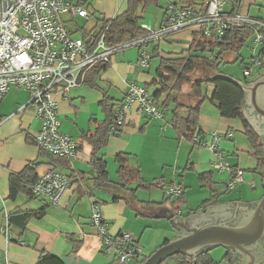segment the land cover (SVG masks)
<instances>
[{"label":"crops","instance_id":"obj_1","mask_svg":"<svg viewBox=\"0 0 264 264\" xmlns=\"http://www.w3.org/2000/svg\"><path fill=\"white\" fill-rule=\"evenodd\" d=\"M79 1L85 2L91 17H95L89 30L78 27L85 33L97 32L103 26V20L114 19L131 9L128 0H71L76 5ZM181 1L194 4L198 0ZM230 1L232 4L227 10L233 9L248 15L249 7L242 11L244 0ZM168 2L169 0L166 4ZM229 3L227 0L228 5ZM140 5L142 4L135 8V14L139 17ZM165 8L166 5L148 26L153 29L159 27ZM91 17L89 20L77 18L88 23L93 19ZM141 24L138 21L140 27ZM67 26L73 32L76 30L71 22ZM192 33L191 29H180L164 39L117 51L106 69L95 78V86L92 82L84 83L72 88L66 97L56 96L60 130L79 144V151L72 160L57 159L36 145L34 136L40 122L33 108L27 105L29 97L26 91L10 90L0 101V264H36L42 253L58 257L63 264H118L112 254L103 250L101 240L90 223L89 215L93 204L99 206L112 235L125 231L137 237L144 254L127 264H138L164 245L165 241L179 235L180 231L166 215L171 213L177 218L191 217L198 212L205 213L208 205L258 201L263 197L264 184L259 169L264 161V148L259 135L243 114L242 103L238 117L221 116L219 109L209 99L200 105L197 114L198 130L203 136L210 132L220 133L222 139L218 153L230 168L243 172V181L237 183L231 191H226L224 187L231 180L230 170L216 169L213 166L215 152L191 144L179 132L173 121L175 104L170 103L164 107V93L155 98L166 115L165 126L161 121L141 115L136 107L132 108L121 132L110 135L105 146L97 153L98 158L105 160L111 181H116L117 173L115 171L113 176L110 175L108 166L111 162L116 164L115 157L120 153L128 155L129 165L138 169L140 177L133 178L124 187L115 184L102 185L100 179H97L98 170L91 164L93 147L86 136L106 118L105 104H102L103 95L107 94L114 107L123 98L130 83L144 86L150 94L155 95L159 86L152 82L157 81L155 75L160 59L165 56L185 55L191 46ZM142 52L157 57L154 68L150 63L153 57L149 59L146 67L136 64ZM252 59L251 56L249 62ZM252 66L248 76L243 74V66L242 74L245 78H234L228 73L225 76L247 85L252 84L264 76V71H259L258 66ZM184 84L176 94L177 102L184 105L183 114L187 108L196 104L191 97V84L188 90L183 91ZM203 89L211 96L212 85H203ZM22 106L24 109L18 111ZM251 137L254 138L256 147L251 142ZM30 163H36V177L52 166L70 178V185L57 206L47 205L41 198L23 191L11 197V175L20 173ZM159 181L162 186L155 185ZM167 184H177L183 188L180 203H172V199L166 194ZM126 189L134 190L131 192ZM41 208H44L43 215L31 216L23 226L9 223L11 239L6 240L1 232L6 216L9 222V215L13 212L34 213ZM20 241L24 244H20ZM218 247L224 250L222 258L227 253L232 256L229 249L222 246L200 251L197 255L209 251L215 262L212 250ZM197 255L188 256L195 259ZM232 258L236 264L233 256ZM170 260L165 264H172L173 260L175 264H180L177 256ZM225 262L228 264L226 260Z\"/></svg>","mask_w":264,"mask_h":264},{"label":"built area","instance_id":"obj_2","mask_svg":"<svg viewBox=\"0 0 264 264\" xmlns=\"http://www.w3.org/2000/svg\"><path fill=\"white\" fill-rule=\"evenodd\" d=\"M226 4L227 0H198L194 4L170 1L158 28L141 26L144 34L109 44L106 31L111 19H105L97 32H86L85 38L73 36L75 31L68 28L67 23L74 22L77 17L85 20L91 17L84 6L69 0H0V101L12 88L27 90L30 93L27 105L33 108L40 122L34 136L36 145L52 156L72 160L79 151V144L60 130L56 96L66 97L72 88L84 84L86 74L99 64L109 63L117 51L143 46L180 29H196L208 38L218 39L229 28L243 26L252 29L253 44L264 49V18L227 10ZM149 59L150 56L142 52L136 64L146 67ZM263 59L264 56H260L252 61L259 66ZM243 74H250V66L244 67ZM135 104L137 111L146 117L165 118L156 98L144 86L130 83L123 98L115 105L109 127L111 135L121 132L126 114ZM23 109L24 106L18 111ZM221 139L218 132L203 136L197 128L191 142L215 152L213 166L216 169L230 170L231 180L226 185V190L230 191L243 181V172L230 168L218 153ZM69 185L68 175L50 166L26 188L31 196L41 198L47 205L57 206ZM155 185L162 186L160 181ZM165 187L170 197L183 193L180 185L167 184ZM89 220L103 250L112 254L118 264H127L144 254L134 234L124 231L112 235L109 232L108 222L98 205H92ZM1 232L7 241L11 239L7 216Z\"/></svg>","mask_w":264,"mask_h":264},{"label":"trees","instance_id":"obj_3","mask_svg":"<svg viewBox=\"0 0 264 264\" xmlns=\"http://www.w3.org/2000/svg\"><path fill=\"white\" fill-rule=\"evenodd\" d=\"M148 1L152 0H128L131 5V9L110 20L106 31L107 43L118 44L130 39L131 37L144 34V30L138 25V21L141 16L139 17L135 14V8L138 4H144L143 2ZM78 5L85 6L86 4L85 2L81 3L79 1ZM104 23L105 20H103V24ZM192 31L193 38L188 52L185 55L180 54L176 56L162 57L158 67L156 68L155 76L157 77V81L152 82L159 86L158 91L155 95H153L154 97L160 95L161 93L165 94V98L162 103L164 107H167L170 103L175 104L173 109L174 124L179 129V132H181V134L189 141H191L193 133L197 129V114L199 112L200 105L207 99H209L210 102H212L219 109L221 116L229 118L240 116L241 103L243 99L242 90L237 84L223 76L226 73L222 72L219 69V66L223 60L224 53L235 52L239 54V50L244 42L253 35L252 29L248 26L231 27L224 32L222 37L218 39L208 38L199 31H196V29ZM80 33L81 36L85 38L86 33L84 31H80ZM257 53L259 54L253 55L252 58L264 56V49L259 48ZM151 57H154V55L150 56V58ZM197 62H201L206 65L212 72V76L192 80L190 74L195 71ZM241 62L246 67L253 65V61L245 62L244 60H241ZM108 64L109 63L99 64L91 69L86 74L84 83H93L95 78L106 69ZM258 69L259 71H264V59L258 66ZM243 77L245 78L244 75ZM184 83L191 84V97L194 98L196 102L194 106H190L186 109L187 111L185 114L182 112L184 105L176 100V94L180 92ZM93 85L95 86V83H93ZM203 85H212L213 90L211 96H208L204 91ZM102 104H105L104 109L107 112L105 120L97 125L96 129L92 133H89L87 136L85 135L86 139L93 147L91 164H93L98 170L97 179H100V184L107 186H113V184H115L124 187L127 182L133 178L140 177L139 171L137 168H133L129 165V157L126 153H120L115 157L117 164V179L114 182L108 178L106 162L102 158H98L97 153L103 146H105L109 136L111 135L109 127L114 118L115 107L113 104H110L107 94L103 95ZM250 140L253 145H255L256 142L254 138L251 137ZM55 158L64 159L65 161L68 160L66 158ZM35 165L36 163H30L20 173L11 175L9 181L11 197H14L16 193L20 191L30 195L26 185L32 183L36 179V174L34 172ZM133 190L134 189L129 191L132 192ZM181 197L182 194L177 197L170 198L172 199V203L175 205L180 203ZM43 213L44 208H41L34 213L25 212L22 214V212H13L9 215V223L15 225L17 224V226L18 224L19 226H23L31 216L40 217ZM166 242L167 241H165V243ZM176 256L179 258L180 264H215L209 255V251L198 254L195 259L188 255L176 254L166 258L160 264H165L168 260ZM145 258H143L142 261H144ZM223 259L226 260L228 264H235L232 256L228 253L224 255ZM36 264H63V262L58 257L52 256L48 253H42Z\"/></svg>","mask_w":264,"mask_h":264},{"label":"water","instance_id":"obj_4","mask_svg":"<svg viewBox=\"0 0 264 264\" xmlns=\"http://www.w3.org/2000/svg\"><path fill=\"white\" fill-rule=\"evenodd\" d=\"M223 76L242 89L243 114L264 148V76L248 85ZM259 170L264 184V161ZM205 208V213L198 212L191 217L166 215L180 231L179 235L138 264H160L176 254L196 256L198 252L215 246L228 248L236 264H264V257L259 260L258 253L253 251L256 244L264 241V195L258 201L221 202Z\"/></svg>","mask_w":264,"mask_h":264},{"label":"rangeland","instance_id":"obj_5","mask_svg":"<svg viewBox=\"0 0 264 264\" xmlns=\"http://www.w3.org/2000/svg\"><path fill=\"white\" fill-rule=\"evenodd\" d=\"M172 1H175V0H172ZM166 2H167V0H152V1H148V2H143L144 4H142L138 7L139 8L138 11H139L140 15L142 16L139 19L140 24L142 23L141 26L147 27L148 25H150L151 22L153 21V19L155 17L159 16L158 13L162 11L163 7L165 5H167ZM229 2L230 3H229V5L227 4L226 9H228L232 4L230 0H229ZM247 7H249L248 8V12H249L248 16H251V17L260 16V17L264 18V0H244L243 5H242V11H246ZM91 18H93V19H91V21L88 23L84 22L82 19L76 18L74 22H71V25L74 26L76 29L78 27H83L86 30H89L94 24L93 21H94L95 17H91ZM80 35H81V33H80V30H78V29L75 30V32L73 33V36H75V37H78ZM258 50H259V47H256L253 44L252 37H250L248 40H246L244 42V44L240 48L239 54L235 53V52H226L223 54V60L220 64V70L224 73L231 74L232 76H234V78L242 79L243 78L242 68H243L244 64L241 62V60L243 59L246 62L251 61V56L257 54ZM156 62H157V57H153L151 62H150L152 65V68H154V65ZM254 69H255V67L252 66L253 71H255ZM206 76H212V72L209 70V68L206 65H204L201 62H197L195 71L190 74L191 79L192 80H195L197 78L203 79ZM189 85H190V83L184 84V87L182 90L183 91L188 90ZM11 90H19V91H23V92L26 91L28 97L30 98V93L27 90L20 89V88H12ZM135 107H136V104L134 106H132V108H135ZM128 112H127V114H128ZM127 114H126V118H127ZM167 114L169 115V112H167ZM149 119H152L154 121L155 120L161 121L164 126L166 124V115H165L164 119L154 118V117H151ZM125 121H126V119H125ZM164 129H165V127L163 128V130ZM190 143L192 144L191 141H190ZM115 165L116 164L111 162L108 166V171H109L110 175H112V176H113V172L116 171L117 166H115ZM225 189H226V187H224V190ZM90 214H91V211H90ZM89 217H90V215H89ZM212 252H213L212 256H213L216 264H226L225 260H223V258H222V255L224 252V250L222 248H220V247L214 248L212 250ZM169 261H171V260H169ZM175 263L176 262H174V260H173L172 264H175Z\"/></svg>","mask_w":264,"mask_h":264},{"label":"flooded vegetation","instance_id":"obj_6","mask_svg":"<svg viewBox=\"0 0 264 264\" xmlns=\"http://www.w3.org/2000/svg\"><path fill=\"white\" fill-rule=\"evenodd\" d=\"M258 253V256L260 257L259 260L264 257V241L259 242L258 244H256V246L254 247V250ZM255 264H262L261 262H255Z\"/></svg>","mask_w":264,"mask_h":264}]
</instances>
